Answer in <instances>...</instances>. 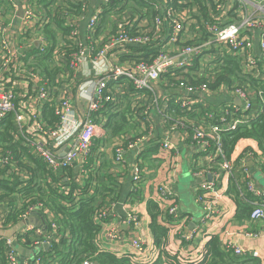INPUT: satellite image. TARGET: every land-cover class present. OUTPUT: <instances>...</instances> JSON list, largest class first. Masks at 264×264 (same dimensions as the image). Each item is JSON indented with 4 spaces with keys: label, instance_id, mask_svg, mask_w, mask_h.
<instances>
[{
    "label": "built area",
    "instance_id": "1",
    "mask_svg": "<svg viewBox=\"0 0 264 264\" xmlns=\"http://www.w3.org/2000/svg\"><path fill=\"white\" fill-rule=\"evenodd\" d=\"M37 1L26 0L17 27L14 26L17 17H0V120L13 115L10 133L16 142L27 145L36 158L46 163L50 172L60 173L76 165L82 172L105 123L106 118L100 110L106 102L121 100L131 85L135 89V93L130 94L137 115L136 128L118 136L113 160L131 167L133 190L137 191L144 179L139 157L146 149L145 144L155 136L153 118L157 114L161 123L158 157H169L172 152L175 157L179 155V148L171 141L173 136H178L180 141L196 150L193 167L203 159L204 166L196 170L195 175L200 180L196 185V201L203 206L205 221L216 216V206L222 195L216 179L223 176L229 179L228 188L231 181L246 185L245 191L253 195L251 199L246 198L254 206L250 219L264 220V187L255 182L254 166L249 165L250 161L259 162L263 171L264 154L248 146L239 157L232 156L234 151L228 156L222 135L258 116L264 101V88L248 84L244 87L228 81L217 83V76L222 72L217 55L225 53L223 48L240 59L244 73L264 80L263 60L256 52L257 40L264 53V0H213L207 11L201 10L195 0H152L156 14L151 11L149 17L138 12L132 15L121 12L116 4V11L109 14L106 22L103 21L104 12L110 1L115 3L116 0H97L95 6L94 0H73L81 3L82 14L66 11L61 17L68 31L62 35L58 30L60 43L52 49L51 59L65 71L55 82H51L36 63L51 46L45 27L50 25L57 29L56 18L39 17ZM148 9L144 7L143 14ZM233 11L237 16L228 22L232 19L227 14ZM137 47L150 49L147 59L122 60L123 54H130ZM120 78L123 81L119 83ZM170 100L181 106L180 111L168 108ZM78 101L82 103V114ZM48 105L53 107L56 117L53 122L46 118ZM101 148L99 146V150ZM173 163L178 165L177 161ZM6 172L22 180L31 177L27 170L16 166L12 150L0 141V178L6 177ZM2 192L0 190V194ZM160 192L170 193L169 185H162ZM14 195L0 200V222L11 226L7 223L9 212L24 210L18 223L39 215L40 223L26 224L19 233L32 231L37 237L34 245L43 248L48 243L50 247L56 236L47 226L51 223L56 230L57 223L49 207L38 202L23 209L26 196L21 192ZM111 212L112 205H106L97 212L96 221H106ZM169 212L175 213V208L171 207ZM127 221L135 228L140 222L136 213H129ZM260 234L245 232L248 237ZM110 235L112 238L118 236L116 232ZM2 238L5 237L0 235V242ZM15 241L14 235L6 237L7 264H31L34 259V264L43 262L41 253L20 260ZM223 245L233 249L236 255L249 254L247 249L231 240ZM132 247L133 252L126 256L133 264H151L157 260L145 256L147 249L141 237L132 240ZM179 258L184 264L192 261ZM82 264H90V260Z\"/></svg>",
    "mask_w": 264,
    "mask_h": 264
},
{
    "label": "trees",
    "instance_id": "2",
    "mask_svg": "<svg viewBox=\"0 0 264 264\" xmlns=\"http://www.w3.org/2000/svg\"><path fill=\"white\" fill-rule=\"evenodd\" d=\"M94 1L95 6L97 0ZM151 2L152 0H116L115 3L110 1L109 7L104 12L103 21L106 22L109 14L116 11L114 8L117 6L116 4L120 6L117 10L121 12L125 11L131 15L133 12H138L142 16L147 15L149 17L151 11H153V15L156 14ZM212 2L214 1L195 0L196 5L199 4L200 9L206 11L209 8V3L213 5ZM8 3L5 0H0V11L6 13L8 7H10ZM36 5V9H40V5H42L44 17L56 18L57 29H53L50 25L45 27L46 37L51 46L48 52L39 57L36 63L40 71L46 74L51 82H55L57 76L65 71V69L56 66L51 59L52 49L60 43L57 38L58 30L62 35L68 31V28L61 21V17L66 11L81 16L82 6L80 2L75 3L73 0H38ZM146 6L149 9L146 14H143V8ZM234 12H228V18L232 19L228 22L234 21L237 16ZM203 31L205 32V30ZM205 35L208 34L205 32ZM36 49L34 47V50ZM223 49L225 53L217 55L218 62L222 63V72L217 76V83L228 81L229 84L236 83L244 87L248 84L249 87L264 88V80L256 79L251 74L244 73L240 59L234 56L233 53L228 52L226 48ZM214 51H217V48L214 47ZM149 52L148 47H137L130 54H123L121 58L122 60L131 57L147 59ZM122 81L123 78H120L119 83ZM128 91L126 95L122 96L121 100L117 98L115 101L106 102L104 108L100 110L102 116L106 118L102 126L111 135L119 136L136 128L137 115L132 108V96L130 94L135 93V89L130 85ZM167 105L168 108H176L180 111L179 107L181 106L174 100H170ZM52 110L53 107L48 105L46 118L49 122L56 120ZM13 122V115L0 120V141L7 143L12 150L13 161L16 166L22 168V170H27L31 177L28 180H22L18 176L11 175L13 173L8 174L6 172L8 175L0 178V190L3 191L0 194V200L4 196L12 197L14 194L21 192L23 197L26 196L23 209H26L30 204L42 202L53 213L57 229L53 230L51 223L48 224L47 229L55 234L56 239H52L48 249L39 252L43 261L41 264H82L87 259H96L102 264H133L129 257H118L111 252H102L96 244V236L101 228V224L95 219L96 214L101 208L114 201L121 185L119 177L111 172L113 164H120L114 163L113 160L112 163H110V160L103 161V145L100 150L99 147L96 148L100 144V138L96 139V145L93 148L92 155L83 167L81 177H79L81 170L75 172L74 167L65 169L60 173H54L49 171L45 162L32 154L27 145H23L22 141L16 142L11 136ZM222 135L225 152L228 156L234 151L236 144L241 139H254L264 154V101L261 104L258 116L249 123L240 124L235 130L224 131ZM158 139H160V136ZM145 148L139 157L142 161V167L150 160L152 152L157 146L153 144V146H146ZM107 161L109 165L105 164ZM128 166V164H125V167L128 168ZM125 174L129 173L126 172ZM24 183L25 185L20 187ZM245 186L244 183L231 181L228 190L237 203L236 219L238 221L248 220L254 207L247 201L253 195L245 191ZM148 209L151 216L150 226L155 235V243L159 246L161 252L159 259L151 264H184L177 254H170L164 247L167 243L168 227L159 222V218L163 214L159 204L151 200L148 203ZM23 211L9 212L7 223L11 226L17 224L19 215ZM17 235V244L25 248H31L37 238L36 236L34 238L35 233L32 231L24 234L18 233ZM2 239L0 242V264H7L6 237ZM23 239L25 240L23 241ZM34 262L35 259L31 260V264H34ZM186 264H262V262L254 255H236L233 249H227L223 245L219 235H212L206 243L202 258L189 261Z\"/></svg>",
    "mask_w": 264,
    "mask_h": 264
},
{
    "label": "crops",
    "instance_id": "3",
    "mask_svg": "<svg viewBox=\"0 0 264 264\" xmlns=\"http://www.w3.org/2000/svg\"><path fill=\"white\" fill-rule=\"evenodd\" d=\"M5 1L7 3L9 2L10 7H8L6 13L0 11V17H17L16 23L14 24L17 27L20 17H23L26 0ZM37 13L39 17H44L42 5H40V9H37ZM256 46V52L264 64V53L260 50L257 40ZM126 94L125 92L122 96ZM210 101L212 103L214 102L212 100ZM153 120L156 126L155 136L149 141L151 144L146 143L145 146L148 147L155 144L157 148L153 150L150 160L143 167L144 179L141 181L138 190H133V180L130 178V166L127 168L123 164H113L111 168V172L119 177L121 185L116 198L110 202L112 205L110 216L106 221L100 222L101 228L96 236L98 249L102 252L114 253L118 257L126 256V254L133 252L132 240L136 237H141L147 249L145 256H153L155 260L159 259L161 256L160 248L155 243V235L150 226L151 216L148 203L152 200L159 204L163 212L162 217L159 218V222H162L168 227L167 243L164 247L170 254H177L184 259L199 260L204 255L206 243L211 236L219 235L222 242H226L227 240L233 241L238 246L247 249L248 255L258 257L262 264H264V220H252L249 218L248 220L238 221L236 219L237 203L233 195L228 191L229 179L223 176L216 179V185L222 193L216 206V216L209 222L205 221L203 206L196 201V185L200 180L195 175L196 170L204 166L203 159L198 161L197 167H193L196 162L194 157L196 150L188 147L183 141H180L178 136H173L171 141L179 148V155L175 157L172 152L169 157L163 159L158 157L156 155L159 150V142L157 140L161 134V123L157 114L154 115ZM100 130V144L96 148L99 146L101 148L103 145V161L110 160V163H112L114 144L118 136L111 135L102 127ZM248 146H252L259 154L261 153L259 145L255 140L242 139L236 145L232 156L234 158L239 157ZM60 155L62 154L60 153ZM132 157L133 154L129 155V162ZM174 161H177L178 165H174ZM258 163L250 161L249 165L254 166L252 175L255 182L264 187V171L261 170ZM105 164L109 165L108 161ZM193 168H195V171ZM74 170L75 172H79L81 169L78 168L76 170L74 167ZM126 172L129 174H125ZM81 176L82 172L79 174V177ZM187 180L189 183L183 187ZM162 185H169L171 192L162 194L160 192ZM171 207L175 208V213L169 212ZM129 213H136L139 216L140 222L137 228L131 223H128L127 217ZM34 219L40 223L39 215H35ZM12 227L5 226L3 222H0V232L10 230ZM20 230L14 232L16 239ZM246 231L260 232L261 234L259 237H248L245 235ZM114 232L118 234L117 238L111 237L110 234ZM15 243L20 260L25 257L34 258L42 249H45L37 245H33L31 248H25L17 244L16 241ZM90 264L102 263L96 259H92L90 260Z\"/></svg>",
    "mask_w": 264,
    "mask_h": 264
},
{
    "label": "water",
    "instance_id": "4",
    "mask_svg": "<svg viewBox=\"0 0 264 264\" xmlns=\"http://www.w3.org/2000/svg\"><path fill=\"white\" fill-rule=\"evenodd\" d=\"M77 106H78V108H80V111H81V114H82L83 107H82V103L80 101H78V105ZM132 154H130V155H132ZM78 168H79V166L77 165L75 167V169L78 170ZM132 177H133V171L130 172V178H132ZM262 179H263V177H262ZM263 183H264V180H263ZM36 223H37V220L34 219V217H30L26 221H22V222L18 223L17 225L13 226L10 230L0 232V235H2L4 237H10V238H12L13 235H14V232L17 231V230H19V229H22L26 224H36ZM15 245H16V243H15ZM48 247H49L48 243H45L44 244V248L45 249H48Z\"/></svg>",
    "mask_w": 264,
    "mask_h": 264
},
{
    "label": "rangeland",
    "instance_id": "5",
    "mask_svg": "<svg viewBox=\"0 0 264 264\" xmlns=\"http://www.w3.org/2000/svg\"><path fill=\"white\" fill-rule=\"evenodd\" d=\"M189 178H190V177H189ZM190 179H191V178H190ZM188 183H189L188 180L185 181V185H184L183 187H185Z\"/></svg>",
    "mask_w": 264,
    "mask_h": 264
}]
</instances>
